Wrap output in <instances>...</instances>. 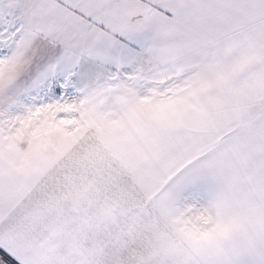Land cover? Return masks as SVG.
Wrapping results in <instances>:
<instances>
[{
  "label": "crops",
  "instance_id": "obj_1",
  "mask_svg": "<svg viewBox=\"0 0 264 264\" xmlns=\"http://www.w3.org/2000/svg\"><path fill=\"white\" fill-rule=\"evenodd\" d=\"M47 47L70 106L0 113V255L264 264V0H0V82Z\"/></svg>",
  "mask_w": 264,
  "mask_h": 264
},
{
  "label": "rangeland",
  "instance_id": "obj_2",
  "mask_svg": "<svg viewBox=\"0 0 264 264\" xmlns=\"http://www.w3.org/2000/svg\"><path fill=\"white\" fill-rule=\"evenodd\" d=\"M32 50V49H30ZM35 50H40L37 52V55H41L36 57L35 61L30 63L23 62L20 63V73L19 79L13 80L10 77V73L5 74V78L0 82V113L3 115L5 119H16L20 122L21 126L18 128L20 131L19 133L33 132V133H41L46 130H50L55 128L54 126H49L50 122L54 121H46L45 117V109L47 112L51 114V116H59L60 112H65L69 109V104L67 98L62 95H52L53 91L51 90L53 86L49 83V79L43 78V71L45 68L50 67L49 60L51 57H55L57 55V51L52 50L51 48L47 47L43 48H36ZM47 59V62H45ZM48 63V64H47ZM30 66V70L26 71V68ZM34 75V76H33ZM34 77V86L33 89L31 87L30 79ZM49 76V75H48ZM36 77V78H35ZM14 83V84H13ZM16 84V85H15ZM14 87L12 88V86ZM45 85V86H44ZM55 92L58 91L57 87H54ZM23 89L29 90L33 89L36 90L38 93L36 96H27V95H16L10 94L12 91H22ZM54 97V99H53ZM45 100L46 103H44ZM24 108L23 110H19V108ZM48 113V114H49ZM59 118V117H58ZM35 120L36 125H28L27 123L33 122ZM53 120V119H52ZM44 124H49L48 126H44ZM30 126V127H29ZM14 131L17 130L12 128ZM264 145V143H263ZM258 147V144H257ZM244 151L245 154L247 152L250 154L252 147L251 144H244ZM229 150H235L234 148H229ZM235 158V157H234ZM230 159L228 165L235 166L236 161L235 159ZM0 264H10L9 261L0 255Z\"/></svg>",
  "mask_w": 264,
  "mask_h": 264
},
{
  "label": "trees",
  "instance_id": "obj_3",
  "mask_svg": "<svg viewBox=\"0 0 264 264\" xmlns=\"http://www.w3.org/2000/svg\"><path fill=\"white\" fill-rule=\"evenodd\" d=\"M10 264H15V263H13V262H9Z\"/></svg>",
  "mask_w": 264,
  "mask_h": 264
}]
</instances>
